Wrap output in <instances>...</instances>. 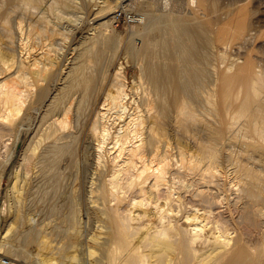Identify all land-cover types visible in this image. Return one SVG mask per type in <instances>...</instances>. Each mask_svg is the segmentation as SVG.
Segmentation results:
<instances>
[{
	"label": "rangeland",
	"instance_id": "374dc122",
	"mask_svg": "<svg viewBox=\"0 0 264 264\" xmlns=\"http://www.w3.org/2000/svg\"><path fill=\"white\" fill-rule=\"evenodd\" d=\"M22 1L25 4H23ZM22 1L0 0V42L5 39V44L3 40L0 45L3 46V50L5 51L4 55L7 56V54H9L8 57H10L11 54H14L18 58L21 56L20 58L25 57L27 60L28 57V60H30L36 56L40 50L41 52L48 51L44 49L47 44V46H53L49 50L51 55H54L52 58L55 59H53L54 61L50 65L53 70L49 69L46 77V79L49 77V80L40 81V85L38 84L39 86L35 85L28 91L29 96H27V103L21 112L20 118H22V123L19 125V129L14 131L5 130L0 137V257L2 260H8L10 264H108L110 260V264L112 261V264H121V257H123L126 252V241L129 243L131 241L130 244L132 245H138L140 250L145 254L150 255L153 252V248L150 247L149 244L147 245L145 240H140L139 235H137V237L132 235H127L124 238L117 237L114 234L116 222H113L107 216L105 217L106 213L103 214V212L108 209V206L116 204V200L114 201L111 196L109 197L107 193H105L108 192L106 188L110 186L109 177L112 176L113 172L112 157L114 153H111L112 149L110 152L107 149V153L105 152L106 158L101 164L97 162L98 140L97 137L93 135L91 127H93L94 120L97 116V120H99L98 124H102V120L99 119L98 114L106 110L100 107L103 106L102 103L104 104V101L108 98V91L111 89L112 77L116 69L118 67H123L127 79L125 86L127 92H129L128 103L129 107H132L129 112H137V114L143 115L146 121L153 113H158L157 115L159 118L157 127L162 130H160L159 133L161 135L163 134L164 140L168 142V150L169 152L171 151L170 154L172 153L171 163H174L169 173L170 175L168 174V180H170L169 183H172L170 184L175 193L174 197L178 196V199H182L178 200L176 197L177 201L174 202V206L177 208L176 210L179 209L180 211H177L179 216L183 217V215L193 212V209L190 210L192 206H194L193 204H195V206L197 203L208 204L206 206L209 207L212 203L210 197H212V200H215L216 203H212L214 206L212 204L210 205L212 206L211 211L213 212L210 218L213 220L218 219V223L221 224L223 228L225 227L224 229H228L229 232H227L231 234L234 241V238H241L242 244L251 248L250 250L252 253L249 251L250 255L252 256V254H255L253 255V261L255 260L256 264H264V250L262 249L264 246V216H262V219L258 218L257 226L252 224V226L249 225V223L246 222V211H244L245 209L243 208V200H245L246 197L243 200L237 198L238 195L242 196L240 192L243 183L253 179L256 184L258 183L260 186H258V184L254 185L253 193L256 195L250 196L251 198L248 197L247 200L251 199L254 200V202L259 201V206H264V203H262L263 205L261 204V202L264 201V138L263 136L260 137L255 135L251 126L249 128L250 120L248 118H250V115L242 116L237 119V117H239L238 107L241 100L247 96L250 98L253 96V91L251 89H248V92L244 91L251 85L254 84L258 90L259 88L261 89V96H256V99L264 105V89H262L264 88L262 87L264 86V0H208L210 2H208L205 12H202V10L200 12L197 11L198 15L196 18L192 16L190 9L198 10L197 6L199 0L191 3L189 6H183L182 9L179 8L176 12L173 10L172 3L162 9H158L154 4L148 3V0H139L137 4L133 6H125L129 1L124 2V0H30L33 3ZM159 1L165 2V0ZM235 4L237 6H235ZM26 5H29V7ZM226 8H230L228 10L230 12L232 10V14L244 9L249 19L250 28L246 35L247 38L245 37L244 39L246 40H242L241 46L231 42L228 43V45L224 44L221 49L222 40H218L216 35L217 31L221 27H224L229 17H231L230 14L226 13L228 11ZM220 9L223 11L221 12ZM115 11L121 12L120 19H115L117 13ZM40 17L42 20H40ZM112 17L115 19L112 23V31H109L108 34L104 33V35L103 26H100V24ZM177 17L181 18L177 19ZM31 20L35 22L33 27L38 28L40 40L38 38L37 40L40 42H37L40 44L32 42V39L29 41L25 39L29 34V32L27 34V30L29 31V29L32 28L29 24ZM178 20H182L189 25L204 22L208 24V28L211 32V34H209L211 38V41H209L210 43H203L201 39H198L200 42L197 41L198 45L202 42L200 44L201 46L199 45L202 54L204 56L207 54L204 60H200L199 64L203 65L202 67H205L208 71L204 72L205 75L201 78L203 80H198L191 91L186 92V94H181L180 97L183 103L182 108L189 114L190 119L185 112L186 115L183 116L184 118L181 117L183 114L180 115L178 112L179 105L176 106L177 103L173 105L175 102L173 101L175 100L174 90L171 88L174 92V94H172L173 92L169 89L170 87L166 86L165 89H160L161 91H158L147 75L148 73L146 70L148 55L144 52V49L147 42L152 44L154 59H156L158 66L164 67L165 69L168 67L170 59L168 53H166L162 47V40H165L164 35H166L165 31L169 26V22ZM33 21L32 24H34ZM209 21L212 25L208 23ZM19 22L23 24L21 26L24 28V34L18 29L20 25ZM220 25L222 26L219 27ZM3 27L5 28L3 29ZM8 28L9 30H7ZM44 36L45 39L43 38ZM6 37H9L8 40H6ZM52 39L56 40L53 41ZM24 42L27 44H23ZM36 43L37 47H35ZM211 43L214 44L212 45ZM5 45L8 47L6 48ZM4 48H6L7 51ZM31 48H34L37 52H35L34 49L32 52ZM246 59L251 62V68L254 71L249 69L248 75L250 79L237 84L239 87L241 85L239 90L240 95L236 94V97L233 96L235 98V103L230 107V110H226L227 112H225L221 105L222 97L220 96L222 95L220 80L222 79V75H224L222 73H224L226 68V72L234 73L239 66H242L241 63L246 64ZM185 64L186 63L182 62L181 66H186ZM205 68L204 71L206 70ZM253 72H256L258 76L256 77V74H253ZM214 74H216V76ZM259 78H262L260 80H263V82L256 81L259 80ZM214 80L215 82L217 80V83H215ZM216 85L219 86L217 87ZM219 87L220 89L218 90ZM158 92L161 93V95ZM191 93L193 94L192 97ZM161 97L165 100V103ZM203 98H205V100ZM195 99L197 101H195ZM170 100L173 102L171 103ZM107 102L108 100L106 103ZM200 102L203 104H200ZM169 104L171 105L169 106ZM79 105L82 106L80 107ZM146 105L148 107H146ZM65 107H70V110H67ZM134 107L138 109L136 110ZM152 107L153 110L155 109L154 111H152ZM206 107L208 109L210 108V110L206 109ZM144 110L146 112H144ZM222 111L227 113L231 118H234L231 119L225 114L230 120L229 118L227 121L224 120L225 115ZM236 111L237 113L234 114ZM63 112L67 117H64V121L66 120L68 124L67 122H63V126L61 124H55V126L53 124V119L63 117ZM213 112L216 113V116ZM59 114H61V116H59ZM190 114H192V116ZM112 116L116 118L113 119ZM108 118L109 121L111 120L109 125L112 126H110V128H113L111 129L112 132L118 130V128H120V123L124 122L122 118H119L117 115L115 116V113H113V115L109 113ZM119 119H122V121H119ZM183 119H187V121ZM194 119L197 120V122ZM235 119H237L240 125ZM97 120H95V124ZM230 123L231 126H228ZM233 123L237 124V126H234ZM145 125H142L143 128L141 127L140 129L142 137L146 135L145 131L147 130V124ZM207 125H209L210 128ZM232 126H234V128ZM164 135L168 139L164 137ZM200 136L203 137L201 138ZM197 140L201 143L204 141L207 145L209 144L210 148L214 146L215 153L212 155L217 158H214L212 165L218 170H221L219 171V174H221L220 176L216 173V178L211 177L212 179L214 178L211 181L209 177L210 180L207 178L209 181H205V183L196 182V179H198L197 175L195 176L192 173V175H190V172L187 170L185 172L184 167L180 165L181 149H184V152L196 151V148H198V145H196ZM210 140L214 141L211 142ZM60 145H63V149ZM110 145L111 144H109V147ZM213 148L211 149L212 152ZM216 149L218 151L217 154ZM178 161L180 163H178ZM242 167L249 168V172L246 173V169L242 170ZM248 173L251 175H248ZM125 175V173L122 175L124 179L129 174L126 177ZM196 188L198 190L200 188H203V191L206 190L204 195L207 196L204 197L203 202H199L200 198L195 195L194 192ZM92 189L94 191L99 189V191L94 192ZM161 189L159 191L164 192H158V194L163 197L162 194L165 192L167 194L168 192L166 187ZM120 191H123L120 192V194L126 197L123 199V203L120 207L121 211H119L125 212L127 208H130V200L137 197L138 193L135 189H129L128 186H124V189ZM104 194L107 197L106 199ZM166 194H164V196ZM95 195H97V197ZM205 198L208 199L207 202L210 201L211 203H207ZM192 200L196 203H192ZM190 201L192 202L188 204ZM127 205L129 206L127 207ZM100 212L102 213L100 214ZM241 213H243L244 216H242L243 214ZM179 216L177 215V217ZM31 217L32 219L29 220ZM227 219L228 221H226ZM255 226L257 228H255ZM131 238L133 240H131ZM142 245L145 247L143 250ZM146 246L149 248L147 249ZM114 249L116 250L115 253L113 251ZM256 254L257 257H255ZM148 255L146 257V262L152 264V260L154 259ZM164 255V259L166 258L167 260H165L167 262L166 264H184V255L180 249H168V252H165ZM170 256L174 258L170 259ZM113 258L117 261L115 260L114 262ZM216 259L217 255H213L209 257V259H205V262L203 261L199 264H219ZM2 260L0 264H2ZM226 260L227 258L224 261ZM253 261L250 264H255Z\"/></svg>",
	"mask_w": 264,
	"mask_h": 264
},
{
	"label": "bare ground",
	"instance_id": "6f19581e",
	"mask_svg": "<svg viewBox=\"0 0 264 264\" xmlns=\"http://www.w3.org/2000/svg\"><path fill=\"white\" fill-rule=\"evenodd\" d=\"M24 1L26 3L32 2L30 0H24ZM125 1H129V2H127L125 4V6H131V5L133 6L134 4H137V2L139 0H124V2ZM196 1L197 0H171V1L165 0V2H162V1H159V0H150V1L148 0V3L154 4L155 7L158 8V9L159 8L162 9L163 7H166L167 5H169V4L172 3L173 10L176 12V11H178L179 8L182 9L183 6H185V5H188L189 6V5H191V3H194ZM208 2H210V1H208V0H199L198 6L196 5L198 10H196V9H190V13L192 14V16H194L196 18L197 15H198L197 14L198 13L197 11L200 12L202 10V12H205V9L207 8ZM22 3L25 4L23 1H22ZM105 5H107V4H105ZM26 6L29 7V5H26ZM235 6H237V5L235 4ZM23 7H25V6H23ZM32 7H34V6H32ZM228 9H230V8H228ZM228 9L226 8V10H228ZM220 11L222 12L223 10L220 9ZM115 12H117V11H115ZM231 12H232V10H231ZM231 12L229 10L226 12L227 14H230L231 17H229L228 22H227V24L224 27H221L222 25L219 26L221 28L217 31V35L215 34L218 40H220V39L222 40V42H221V46H222L221 49L223 48V45L224 44H227L228 45V43H231V42H234L237 45L241 46L242 45L241 44L242 43V40L246 37V35L248 33V29L250 28L249 27V19L247 17V13L244 11V9L242 11L234 12L233 14ZM203 14H206V13H203ZM208 15H210V14H208ZM199 16L201 18V15L200 14H199ZM115 17H116V15H115ZM180 18L177 17V19H180ZM204 18H205V16H204ZM40 20H42V18ZM43 20H44V18H43ZM114 20L115 19L112 17V18H109V19L103 21L100 24V26H103V34L104 33L105 34H108L109 31H112L111 30L112 27H113L112 23L114 22ZM150 20H151V18H150ZM223 20H225V19H223ZM32 21L33 20H31V23H29L30 26H32V28H30L29 31L27 30V34H28V32H29V34H28V36H26L25 39H27L28 41L32 39V42H37L38 41L37 38L40 40L39 31H38V28H36V27L34 28L33 27V25H35V22L33 21L34 24H32ZM20 23L21 22H19V24ZM208 23L210 25H212L210 21ZM47 24H48V22H47ZM21 25H23V24H20L18 26V29H19V31L21 33L24 34V28ZM0 27H1V25H0ZM4 28L5 27H3V29ZM40 28L42 29L41 26H40ZM7 30H9V28ZM208 30L210 32V29L208 28V24H206L204 22H200L198 24L195 23V24H191V25L186 24L182 20L169 22V26H168L167 30L165 31L166 32L165 33L166 35H164L165 36V40H162L163 41L162 47L166 51V53H168L169 59H170V61L168 62V67L166 69L164 67L158 66V64L156 62V59H154V52L152 50L153 47H152V44L151 43H148L147 42V44L145 46V49H144V52H146V54L148 55V60H147V63H146V70H147V73H148L147 75L152 80L153 84L158 89V91H161L160 89H165L166 86L170 87L169 88L170 90H171V88L174 90L175 94H174L173 90H171L173 92L172 94L175 95L174 96V99L175 100H173L175 102H174L173 105H176L175 103H177L176 106L179 105V111L178 110L177 111L180 113V115L183 114V115H181V117H183L184 115L187 114V112H185V110L182 108L183 107L182 106L183 103L181 102V99H180L181 94H183V93L186 94V92L191 91L192 88H194V85H196L197 81L200 80L203 77V75H205L204 72H207L208 71L205 67L204 68L206 70L204 71V68L202 67L203 65H200L199 64L200 60L201 59L204 60V57H206V55H207L206 54L204 56L202 54L199 45L202 42L203 43L204 42L205 43L206 42L208 43L209 41H211V38L209 36V34H211V32L209 33ZM30 31H31V33H30ZM5 32H6V29H5ZM9 32H11V31H9ZM45 36L43 37L44 39H45ZM56 36H58V35H56ZM11 37H12V35H11ZM51 37H52V34H51ZM8 38L6 40H8ZM105 38H107V37H105ZM198 39L199 40L200 39L202 40V42L199 43V45L197 43V41H199ZM3 40H4V44H5V39H3ZM3 40L1 42H3ZM52 40L55 41L56 39L55 40L52 39ZM244 40H246V39H244ZM9 41H8V43H9ZM38 42H40V41H38ZM37 43L35 44V47H37L36 46ZM23 44H27V43L24 42ZM38 44H40V43H38ZM48 45H50V44H48ZM231 45H233V44H231ZM7 47L8 46H6V48ZM24 47H25V45H24ZM39 47H38V49H39ZM51 47H53V46H51ZM51 47L50 46H47V44H46V46H45L44 49H47L48 51H42L41 52V50L39 49L40 51L39 50L38 51L40 52V54L38 52L37 55L34 56L32 59L29 58L30 60H28V57H27V60H26L25 57L24 58L23 57L20 58L21 57L20 56L18 58L14 54L13 55L11 54L10 57H8L9 54H7V56H5L4 55L5 54V51L3 50V46L0 45V137H1L2 132H4L5 130L14 131V130H18L19 129V125L22 123V118H20L21 117V112L23 111L24 106L27 103L26 102V98H27V96H29L28 95V93H29L28 91L31 90L33 88V86L38 85L40 81H42V80H49V77L47 79H46V77L48 75L49 69L53 70V68H51L50 65L53 63V61H54L53 59H55V58H52V56H54V55L53 54L51 55V53H50V50L49 49ZM6 48H4V49L6 50ZM21 49H23V48H21ZM33 49L31 50L32 52H33ZM202 50H204V49H202ZM34 51H35V49H34ZM35 52H37V51H35ZM26 55H28V54H26ZM31 55H29V56H31ZM182 62L186 63L185 64L186 66H181V63ZM245 63L246 64H244V63L242 64L241 63L242 66H239L238 69H236L237 71H234L233 70L234 73H230L229 72L230 73L229 74L228 72H226V70H227V68H226V70L224 71V73H222V74H224V75H222V79L221 78H220L221 80L219 79L221 81V84H220L221 89L219 87L218 90L219 89L221 90V94L222 95H220V96L222 97L221 100H222V103H223V104L221 103V105L223 106L222 108L224 109L225 112H227L228 110H230V107L235 103V100H234L235 98L233 96L236 97V94L237 95H240L239 94V92H240L239 90L241 88V85L239 87V85H237V84L238 83H241L243 81H247V80L250 79V76L248 75V72H249V69H252L251 68V62L247 61V59H246V62ZM52 66H55V65H52ZM122 69H123V67H118L116 69V72L114 73V76L112 77L113 79H112V83H111V87H110L111 89H109V91H108V95H107L108 98L107 99L105 98L106 100L104 101V104L102 103L103 106L100 107L103 110H106L104 112H100L101 114L100 113L98 114L99 115V119L102 120V124H100V123L98 124L99 120H97L98 119V116L96 115L97 118L95 120H97V123L95 124L96 121L94 120V123H93L94 125H93V127H91L92 128L93 135L95 137H97V140H98V144H97V162L101 164V162L106 158L105 157L106 156L105 152L107 153V149H108L109 152L112 149L113 152L111 151V153H114V156L112 157L113 158L112 159V163H113V167H112L113 169L112 170H113V172H112V176L109 177L110 178L109 179L110 186L108 188H106V189H108L107 190L108 192H105V193H107V195L109 197L111 196V198L114 201L116 200V204H112V205L109 204L110 206H108V209H106V211L103 212V214L106 213L105 217L107 216V217H109L110 220H112L113 222H116L115 233L114 234L117 237L124 238L127 235H132V236H136L137 237V235H139L140 240H145L147 242V245L149 244L150 247L153 248V252L150 255L145 254V253H143V251L140 250V247L138 245H132V244H130L131 241L129 243L128 241L125 240L126 241L125 242L126 243L125 244L126 247L125 246L124 247L126 248V252L123 255V257H121V264H145V263L148 264V262H146L147 261V259H146L147 255L148 256H151L154 259V260L151 259L152 260V264H166L167 263L166 262L167 260H166V258L164 259V256H165L164 254H165V252H168V249H171V248H177V249H180L181 250V252L184 255V264H199L200 262H203V261L205 262L206 261L205 259H209V257H212L213 255H217L216 261L218 260V263L219 264H250L253 261V255H255V254H252V256L250 255L249 251H251L250 250L251 248L248 247V246H246V245H243L242 244L243 242H241V238L240 239L239 238H237V239L234 238L235 239V241H234L232 239L231 234L228 233L229 232L228 229L227 230L224 229L225 227L223 228L221 226V224L218 223V219L217 220H213L212 218H210L211 217V214H213V212L211 211V207L212 206H210V205L213 202H215V200H212V197H210L212 203L209 201L211 203L209 205L210 208L206 206L208 204L205 205V204H202V203H197L196 206H195V204H193L194 206H192V208L190 209V210L193 209V212L188 213L186 215H183V217H180L179 216V213L177 212V211H179V209L176 210L177 208H176V206H174V202L177 201L178 196H176L177 199H176V197H174L175 196L174 195L175 193L173 192V188L171 187V184L172 183L170 182L171 183L170 184L169 183L170 180H168V177H169L168 174L170 173V171L172 169V166L174 165V163H171V161H172V153L170 154L171 151L169 152V150H168L169 149V147H167L168 146L167 145L168 142L166 140H164L163 134L161 135L159 133L161 129H159V127H157L158 126V118H159V116L157 115L158 113H155L156 115L153 113V115L149 119L147 118L148 120L146 121V119L143 117V115L137 114V112H129L132 107L131 108L129 107V103H128L129 102L128 101L129 92H127V88L125 86L126 85L125 82H126L127 79H126V75H125L124 69L123 70ZM228 70H229V68H228ZM233 71H231V72H233ZM252 71H254V70L252 69ZM253 74H256V77L258 76V74L256 72L255 73L253 72ZM49 75H51V74H49ZM214 75L216 76V74H214ZM251 79H252V77H251ZM260 79H262V78H259V80H256V81L263 82V80L261 81ZM201 80H203V79H201ZM253 80H251V81H253ZM214 82H215V80H214ZM215 83H217V80H216ZM254 83H255V80H254ZM211 84H213V83H211ZM252 84H253V82H252ZM257 85H259V84H257ZM155 87H154V89H155ZM262 87H264V86H262ZM73 88H75V87H73ZM248 89H251L253 91V96H251V98L249 96H247L245 98L243 97L244 99L241 100L240 104L238 103L239 104V107H238L239 108V113H238L239 114V117H237V119H239L242 116L250 115V118H248L250 120L249 128L251 126V129H252V131L254 132L255 135L260 136V137L263 136V138H264V105H262L259 102V100L256 99L257 98L256 96H258V95L261 96L260 94H261L262 91H261L260 88L258 90V88L254 84L251 85L249 88H246L244 91H247L248 92ZM262 89H264V88H262ZM197 90H198V88H197ZM237 90H238V93H237ZM203 91H204V89H203ZM218 93H219V91H218ZM159 94L161 95V93H159ZM241 94H243V93H241ZM200 95H201V93H200ZM192 96H193V94L191 95V97ZM262 96H263V94H262ZM203 99L205 100V98H203ZM107 100H108V102L106 103ZM162 100H163V98H162ZM162 100H161V102H162ZM163 101L165 103V100H163ZM195 101H197V100L195 99ZM199 101H198V103H199ZM170 102H171V100H170ZM154 103H156V102H154ZM167 103H168V101H167ZM200 104H203V103L200 102ZM147 105H146V107H148ZM170 105L171 104H169V106ZM79 106H77V107H79ZM218 106H220V105H218ZM139 108H140V106H139ZM66 109L67 110L68 109L70 110V107L69 108H66ZM134 109H136V108L134 107ZM151 109H152V111L155 110V109L153 110V107ZM206 109H208V108L206 107ZM196 110H197V108H196ZM198 110H199V108H198ZM208 110H210V108ZM234 110H236V109H234ZM224 111H222V112L224 113ZM144 112H146V111L144 110ZM160 112H161V110H160ZM109 113H112V115H113V113H115V116L117 115L119 118H122L123 121H124L123 123H120V128H118V130L113 131V132L111 131V129H113V128H110L111 125H109V122L111 121V120L109 121V118H108V114ZM236 113H237V111L234 114H236ZM23 114H24V112H23ZM214 114L216 116V113H214ZM225 114H227V113H224V115ZM187 115L189 117V114H187ZM190 115L192 116V114H190ZM227 115L224 116V120H226V121L230 117L228 115L229 117L227 118L226 117ZM59 116H61V114H59ZM110 116H111V114H110ZM165 116H167V115H165ZM64 117H66L65 116V113H64V116L63 117H61V118L60 117H57L56 119H53L54 120L53 121L54 122L53 124L54 125L55 124L56 125H59V124L62 125L63 122H67L66 120L64 121ZM225 117H226V119H225ZM115 118L113 117V119H115ZM175 118H177V117H175ZM209 118L212 119L211 117H209ZM230 118H229V120H230ZM233 118H231V119H233ZM243 118H245V117H243ZM122 119H119V121L120 120L122 121ZM189 119H190V117H189ZM237 119H235L236 122H237ZM183 120H185V119H183ZM224 120H223V122H224ZM185 121H187V119ZM195 121L197 122V120H195ZM67 124H68V122H67ZM145 124H147V130H146L147 132L145 131L146 135H144V137H142V134H140V132H141L140 129H141L142 125H145ZM183 124H185V123H183ZM113 125H114V123H113ZM115 125H116V123H115ZM235 125L237 126V124H234V126ZM207 126H209V125H207ZM228 126H231V123H230V125L228 124ZM234 126H232V127L234 128ZM144 128H146V127H144ZM209 128H210V126H209ZM239 129H240V127H239ZM55 131H56V129H55ZM55 131H54V133H55ZM63 131H65V130H63ZM209 132H211V131H209ZM235 132H236V130H235ZM18 135H20V134H18ZM200 135H201V133H200ZM64 136H66V135H64ZM164 137H166V136L164 135ZM227 138H228V136H227ZM197 141H196V143H197L196 145H198L197 146L198 148H196L197 149L196 151H193L192 150V151L184 152L183 151L184 149H181L180 148L181 151L180 150L179 151H180V154H181V163L179 161H178V163H180V165L184 167V169H185L184 171L185 172L187 170L188 172H190V175H192V174H194L195 176L197 175L198 179H196V182H200V183H203L204 182L205 183V181H209L210 180L209 177L211 178V177H215V175L217 176L216 173H218V176H220L221 174H219V171H221V170H218L217 168L213 167V165H212L213 164L212 162H213L214 158L216 157V156L213 157V155H212L213 153H215L214 148H213L214 146L212 147L213 148V152H212L211 151L212 148H210L209 144L207 145V143H205L204 141L202 143L199 142V140H197ZM213 141H211V142H213ZM218 141H220V140H218ZM109 144H111L110 147H109ZM216 144H218V143H216ZM62 146H61V148H62ZM66 147H68V146H66ZM216 151H217V149H216ZM217 153H218V151L216 152V154ZM237 162H238V160H237ZM248 169H247V167L246 168H243L242 167V170H245L246 173L249 172ZM124 173L126 174L125 177L129 174L125 179L122 177V175ZM175 173H176V171H175ZM180 174H182V173H180ZM249 174L250 173H248V175ZM213 179L211 178V181ZM257 181H258V179H257ZM188 184H189V182H188ZM208 184H209V182H208ZM255 184H256V182L253 179L244 182L243 185H242V188H241V192H240V193H242V196H239L238 195V197L237 196L236 197L239 198L240 200H243L246 197L245 200H243L244 201L243 208L245 209V210L244 209L243 210L246 211V214H245V217H246V220H247L246 222H248L249 225L252 224V225H256L257 226L258 218L262 219V216H264V211H263V207L264 206L263 207L259 206V204H258L259 201L258 202L255 201L254 202V200H251V199L250 200L249 199L247 200L248 197L251 198L250 196L256 195L255 193H253L254 192L253 188H254V185ZM201 185H200V187H201ZM124 186L125 187L128 186L129 189H135L137 191V193H138V196L137 197H134L133 199L130 200V203H129L130 208L129 209L127 208V211L120 212L121 211L120 210L121 204L123 203V199H125V197H126V196H122L120 194V192H123V191H120V190H123L124 189ZM258 186H260V185L258 184ZM163 187L164 188L165 187L167 188V192L168 193L166 194V192H165L164 194H166V195L164 196V194H162L163 195V197H162L161 195L158 194V192H161V193L164 192V191H159ZM186 188H188V187H186ZM202 189L200 188L198 190L196 188V191L197 192L196 191L194 192L195 195L198 198H200L199 199L200 201L198 200L199 202H201V201L203 202L204 201V197L207 196V195L206 196L204 195V192H206V190L203 191ZM95 191L97 192V191H99V189L98 190H95ZM176 191H177V189H176ZM125 194H123V195H125ZM95 196L97 197V195H95ZM104 196H105V194H104ZM258 196H259V194H258ZM98 198H99V196H98ZM106 198L107 197L105 196V199ZM256 198H258V197H256ZM178 200H182V199H178ZM207 200L208 199L205 198V201L206 202H207ZM255 200H257V199H255ZM192 201H190L188 204H190ZM209 202H207V203H209ZM113 203H115V202H113ZM192 203H196V202L193 201ZM262 203H264V201L261 202V204ZM129 205H127V207ZM186 206H187V204H186ZM216 207H218V206H216ZM182 209H183V207H182ZM101 213L102 212H100V214ZM241 214H243V213H241ZM177 215L179 217H177ZM242 216H244V214ZM31 219H32V217L29 220H31ZM226 221H228V219ZM243 222H244V220H243ZM243 222H241V223H243ZM259 223H261V222H259ZM256 226H255V228H257ZM258 226H259V224H258ZM105 229L108 230L107 228H105ZM31 230H33V229H31ZM36 231H38V230H36ZM25 235H27V234H25ZM23 237H24V235H23ZM107 238H108V236H107ZM131 240H133V239L131 238ZM30 242H31V240H30ZM146 247H147V249L149 248L148 246H146ZM263 247H262V249L264 250ZM143 248H145V247H143V245H142V250H143ZM113 251L115 253L116 250L114 249ZM118 252H120V251H118ZM231 253H233V254H231ZM251 253H252V251H251ZM258 254H260V253H258ZM255 257H257V254H256ZM171 258H174V257H171L170 256V259ZM226 258H227V260L224 261ZM0 259L2 260L1 257H0ZM258 259H257V261H258ZM113 260L115 262L116 259L113 258ZM214 260H215V258H214ZM214 260H213V262H214ZM110 261L108 262V264H110ZM112 262H111V264H112ZM253 262H255V260ZM58 264H60V263H58ZM255 264H256V262H255Z\"/></svg>",
	"mask_w": 264,
	"mask_h": 264
},
{
	"label": "built area",
	"instance_id": "2783aa9c",
	"mask_svg": "<svg viewBox=\"0 0 264 264\" xmlns=\"http://www.w3.org/2000/svg\"><path fill=\"white\" fill-rule=\"evenodd\" d=\"M120 17H121V12L117 11L115 19H120ZM2 264H10V262L8 260L3 259Z\"/></svg>",
	"mask_w": 264,
	"mask_h": 264
}]
</instances>
